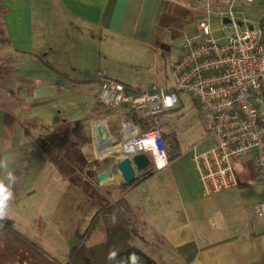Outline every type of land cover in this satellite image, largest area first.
I'll use <instances>...</instances> for the list:
<instances>
[{
  "label": "crops",
  "instance_id": "1",
  "mask_svg": "<svg viewBox=\"0 0 264 264\" xmlns=\"http://www.w3.org/2000/svg\"><path fill=\"white\" fill-rule=\"evenodd\" d=\"M184 5L200 18V11L194 8L197 0H0V68L11 69L16 79L33 85L18 91V103L11 113L0 108V154L11 149L15 134L20 136L19 123L35 125L39 135L57 133L58 125H67L75 138L81 137L78 128L88 125L91 129L94 123L104 124L108 139L119 140L116 135L120 138L124 122L138 131L123 118L124 111L129 110L126 107L102 106L110 110L108 116L86 121L90 108L99 104L98 82L93 75L101 72L138 92L162 84L160 76L149 75L148 63L154 50L162 51L163 43L169 40L166 28L171 16L187 13ZM86 86L94 87V91H83ZM75 93L81 95H72ZM21 136L26 138L23 131ZM90 146L95 161L91 139ZM165 147L169 159L171 151ZM45 160L39 153L28 164L39 174L46 167ZM177 162L179 159H169L166 169L147 170L152 171L148 178L122 194L140 211L132 246L157 264H184L190 256L187 264H264V216L255 217L252 210L262 201L263 193L251 170H243L246 175L243 180L238 178L237 188L205 197L191 160L187 166ZM108 165L104 164L102 171ZM109 177L113 179L110 184L97 187L115 189L123 184L115 168ZM15 189H20L21 195L31 192L21 185ZM97 211L89 201L74 234L77 240L82 241ZM22 212L24 216L7 217L16 230L60 262L43 248L52 234V244L57 240V247L52 245L50 251L58 255L60 250V257L67 261L69 250L79 244L66 247L49 224L38 237L33 224L23 221L27 212ZM97 235L90 237L88 246L101 243L89 244ZM100 239L96 237V241ZM185 246L190 247L180 253Z\"/></svg>",
  "mask_w": 264,
  "mask_h": 264
},
{
  "label": "built area",
  "instance_id": "2",
  "mask_svg": "<svg viewBox=\"0 0 264 264\" xmlns=\"http://www.w3.org/2000/svg\"><path fill=\"white\" fill-rule=\"evenodd\" d=\"M258 1L263 12L257 22L235 20V8H252ZM194 8L201 18L196 36L185 40L172 67L173 88L133 91L99 72L93 75L98 82L96 98L105 108L126 107L151 118L174 108L180 94L190 95L212 120L207 135L210 146L199 150L195 145L189 152L201 194L207 197L237 188L235 166L240 161L241 169L251 170L262 187V201L252 207L259 218L264 216V0H197ZM212 15L223 26L221 39L213 38ZM97 125L101 124L92 125L90 139L95 161L102 162L110 159L95 151L103 148L95 132ZM119 141L126 148L105 168L107 180L119 160L134 154H145L154 171L169 166L168 151L157 129L139 133L124 122ZM92 170L96 172L95 167Z\"/></svg>",
  "mask_w": 264,
  "mask_h": 264
},
{
  "label": "rangeland",
  "instance_id": "3",
  "mask_svg": "<svg viewBox=\"0 0 264 264\" xmlns=\"http://www.w3.org/2000/svg\"><path fill=\"white\" fill-rule=\"evenodd\" d=\"M183 8L187 10V13L185 15L176 14L171 16V20L168 22L166 28L169 34V40L163 43L165 46L162 51L154 50L148 63L149 75L152 77L156 74L162 79V84H154L159 89L166 90L175 86L172 67L180 56V48L185 40L196 36V29L200 18L195 17L189 5H184ZM234 11L237 22L247 21L253 24L259 20L263 12V7L262 3L258 1L252 8L243 6L235 8ZM210 27L214 39L223 38L224 33L220 31L223 26L217 16L212 15L210 17ZM84 88L83 91H87V89L94 91V87L92 86L91 88L87 86ZM77 95L80 96L81 94L78 93ZM78 99L77 101H80ZM17 111L18 109L14 110L15 115ZM83 112L85 114V109ZM19 114V117L24 120V115L21 112ZM82 116L84 117V115H79V118L82 119ZM151 121L154 128L163 137L164 144L171 151L169 159H179L177 164L188 165L190 159L189 152L193 146L197 145L199 150L206 149L210 146L207 135L212 124L211 116L186 93L178 96V102L174 108L155 117H151ZM26 125L30 127L32 137L30 139L22 138V130L17 128L21 133L20 136L15 134L11 149L0 154V158L5 156L10 158L9 167L17 177L13 187V191L16 192L14 196L17 200L14 198L10 202L8 217L24 216L22 215V211H25L27 212V215L25 214L27 218L23 217L25 218L23 221L29 220L33 224V228L38 237H42L41 233L44 230V226L49 224L64 239L66 247L80 244L81 241L77 240L74 234L82 223L89 200L81 196L69 183L62 181L56 169L49 161L45 160L47 163L46 167L39 174L36 169L31 168L28 162L33 155L40 153L34 141L39 136V132L37 128H32L30 123ZM57 128L62 134H71L69 130L71 127L67 125L60 124ZM82 128H78L79 136H90V128L88 125L87 128L86 126ZM116 138L119 139V136L116 135ZM13 155L17 156L12 158ZM12 159L14 160L12 161ZM236 164L235 170L238 172V178L239 180H243L246 173L241 169L240 161ZM16 169L19 171L22 170V172L17 173L15 172ZM18 185H21V188L28 189L31 192L21 195L20 191H18L20 189H15ZM95 234H98L96 236L97 238L100 239L101 237L100 241H96V237H93L89 244H96L103 241L102 228H98ZM38 237L36 238L38 239ZM51 237L52 234H50L43 248L51 256H54L61 263H64L66 257H60L62 256L60 250L58 255L50 251L53 246L57 247V240H55V244L53 245V239ZM64 241L62 240V242Z\"/></svg>",
  "mask_w": 264,
  "mask_h": 264
},
{
  "label": "trees",
  "instance_id": "4",
  "mask_svg": "<svg viewBox=\"0 0 264 264\" xmlns=\"http://www.w3.org/2000/svg\"><path fill=\"white\" fill-rule=\"evenodd\" d=\"M27 85H30L29 89L33 88L30 81L16 79L11 69L0 68V108L11 113L18 103V91ZM109 114L110 110L96 104L90 108L86 121L100 120ZM123 118L135 125L139 133L154 129L151 118L138 112L126 110ZM19 126L26 138L32 137L28 125L19 123ZM30 126L35 127L32 124ZM34 141L38 151L54 166L60 178L98 207L82 241L69 250L64 264H135V257L130 255L132 253L140 258V264H157L132 246V241L137 236L135 222L139 219L140 211L122 197L126 190L137 186L152 174V171H147L152 168L151 165L131 183L102 190L97 187L96 176L102 172L104 164L93 160L89 136L75 138L74 133L69 135L51 132L40 134ZM93 167L96 172H93ZM112 216L116 218L115 223L111 222ZM2 224L0 264H61L19 233L10 219L6 218ZM98 228H102L103 242L88 246L87 242ZM188 247L190 246L180 248L179 252L187 251ZM110 251H116L117 257L109 259ZM191 259L192 256L184 259V264Z\"/></svg>",
  "mask_w": 264,
  "mask_h": 264
},
{
  "label": "water",
  "instance_id": "5",
  "mask_svg": "<svg viewBox=\"0 0 264 264\" xmlns=\"http://www.w3.org/2000/svg\"><path fill=\"white\" fill-rule=\"evenodd\" d=\"M224 24L228 21L224 20ZM95 132L99 143H103L107 140V134L102 125H97ZM103 164L108 165L107 159L102 161ZM150 167V160L145 154H134L126 156L119 160L115 165V171L118 173L121 182L123 184L131 183L136 174H141ZM108 179V175L105 171H102L96 176V181L99 187L103 186V183Z\"/></svg>",
  "mask_w": 264,
  "mask_h": 264
},
{
  "label": "clouds",
  "instance_id": "6",
  "mask_svg": "<svg viewBox=\"0 0 264 264\" xmlns=\"http://www.w3.org/2000/svg\"><path fill=\"white\" fill-rule=\"evenodd\" d=\"M9 163L10 158L8 156L0 158V173H2V178H0V227L3 226L2 222L8 217L9 205L14 198L13 187L17 180L16 175L9 167ZM110 219L112 223L116 222L115 216H112ZM130 255L135 257V264H140V258L135 253ZM116 257L117 252L110 251L109 259Z\"/></svg>",
  "mask_w": 264,
  "mask_h": 264
},
{
  "label": "bare ground",
  "instance_id": "7",
  "mask_svg": "<svg viewBox=\"0 0 264 264\" xmlns=\"http://www.w3.org/2000/svg\"><path fill=\"white\" fill-rule=\"evenodd\" d=\"M104 126V124H101ZM106 126V125H105ZM99 143V142H98ZM103 148L96 149L99 150L98 155L101 157H108L109 159H116L120 152L124 151L126 146L125 142H120L119 140H115L112 138H107V140L103 143H100ZM111 155V156H110ZM113 179L107 180L105 183L110 184ZM116 182V181H115Z\"/></svg>",
  "mask_w": 264,
  "mask_h": 264
}]
</instances>
